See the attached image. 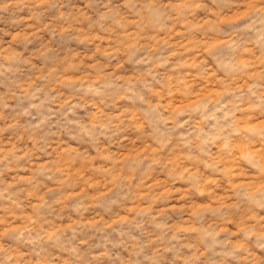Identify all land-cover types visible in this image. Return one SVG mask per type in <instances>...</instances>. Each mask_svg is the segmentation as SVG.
<instances>
[{"label":"clouds","instance_id":"clouds-1","mask_svg":"<svg viewBox=\"0 0 264 264\" xmlns=\"http://www.w3.org/2000/svg\"><path fill=\"white\" fill-rule=\"evenodd\" d=\"M0 264H264V0H0Z\"/></svg>","mask_w":264,"mask_h":264},{"label":"rangeland","instance_id":"rangeland-1","mask_svg":"<svg viewBox=\"0 0 264 264\" xmlns=\"http://www.w3.org/2000/svg\"><path fill=\"white\" fill-rule=\"evenodd\" d=\"M144 147H145V149H146V148H147V145H145ZM89 187L91 188V187H93V185H89ZM130 210H131V209H130Z\"/></svg>","mask_w":264,"mask_h":264}]
</instances>
